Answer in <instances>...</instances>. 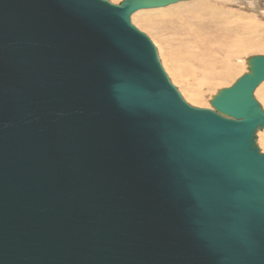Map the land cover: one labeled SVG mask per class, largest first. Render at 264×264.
<instances>
[{
    "label": "water",
    "instance_id": "water-1",
    "mask_svg": "<svg viewBox=\"0 0 264 264\" xmlns=\"http://www.w3.org/2000/svg\"><path fill=\"white\" fill-rule=\"evenodd\" d=\"M190 0H0V264H264V54L197 107L132 22Z\"/></svg>",
    "mask_w": 264,
    "mask_h": 264
},
{
    "label": "rangeland",
    "instance_id": "rangeland-1",
    "mask_svg": "<svg viewBox=\"0 0 264 264\" xmlns=\"http://www.w3.org/2000/svg\"><path fill=\"white\" fill-rule=\"evenodd\" d=\"M110 1L114 3H120L122 0ZM201 3H209L210 5H213L212 9H210L208 12H205V10H202L200 6ZM196 5L198 6L194 12L198 13V15L202 17V20L204 19L201 21V23L205 22L204 24H201L202 28L198 25V23L192 27L189 22H184L185 13H190L191 11L183 9V7L186 8ZM214 6L221 7L223 11L220 9L215 11ZM172 9H180L179 11L181 12L180 14H182V17L180 19H174L170 13ZM224 11L243 14L245 20L243 17H241V19L240 17L238 18L237 15L235 17V21L234 15L230 18V16L225 14ZM214 16L218 18V21H233L232 24H235L237 21H239V19H243V21H245L246 34L244 33L245 35L243 34V36L247 40L244 41L246 42V50L240 52L239 54L237 53L238 55H233L234 58H230L231 67H235L234 73L228 74L226 78H216L211 86H205V84L202 82L204 80L203 78H205L204 76L206 72L209 69L208 58L204 54L199 55L197 53H189L192 47L190 46L191 48L186 50L185 46L192 45V42H195V39H193L194 37L189 34L190 30L188 29H190V27L194 28L193 30L195 31L192 32L194 33L195 37H197L199 33L205 32L206 36L209 30L205 29V24H207L206 26L209 28V20ZM132 22L152 39L155 46L157 47L160 60L172 82L178 87L186 101L197 107H211L210 100L217 93V91L223 87L230 86L239 76L248 70V64L246 61L247 57L254 54H264V0L182 1L167 7L139 10L132 15ZM177 26H181L182 29L179 30ZM213 28H215V26ZM227 29H231V25H228ZM227 29L225 31V35L232 43L237 38L236 34L231 35L228 33ZM241 29L242 27L236 28V30ZM215 32V36H217L218 33V35H222L221 33H223L219 31L218 28ZM212 36L213 34L207 36L209 41L212 40ZM194 44L195 43H193V45ZM181 52L184 54L181 55ZM220 54L224 58L228 59L225 51L220 52ZM220 70L221 67H216L214 69V74L216 77H219L218 73ZM200 91L202 93V97H199ZM255 96L264 108V83H262L256 89ZM257 135V144L264 152V128L259 130Z\"/></svg>",
    "mask_w": 264,
    "mask_h": 264
},
{
    "label": "bare ground",
    "instance_id": "bare-ground-1",
    "mask_svg": "<svg viewBox=\"0 0 264 264\" xmlns=\"http://www.w3.org/2000/svg\"><path fill=\"white\" fill-rule=\"evenodd\" d=\"M197 6L198 5L192 6V7H186V8L183 7V9H186V10L192 12V13L191 12L190 13H185L184 12L185 13V21L184 22H189L192 25V27H194L197 23L201 27V24L205 23V22L201 23V21H203L204 19L202 20V17L200 15H198V13L194 12L196 10ZM200 6H201L202 10H205V12H208L210 9H212L213 5H210L209 3H201ZM174 9H172L171 12H170L172 14V17L174 19H180L182 17V14H180L181 12L179 11L180 9H176V10H174ZM214 9H215V11L217 9H220V10L223 11V9L221 7H215ZM157 13H160V12H157ZM224 13L227 14L228 16H230V18L233 15H234V18L238 15L237 16L238 18L240 17V19H241V17H243V19H244L243 14H238L237 12H236L237 14L234 13V12H231V11H224ZM240 19L235 24H232L233 21H229V20L226 21V22H222V21L219 20L220 21L219 22L218 18H216L214 16L212 19L209 20V28H208V26H206L207 24H205V29L209 30L207 32L206 36H205V33H206L205 32V33H199L197 35V37H195L194 33L192 32V31H195V30H193L194 28L189 26L190 27V29H188V30H190L189 34L194 37L193 39H195V42H192V45H186L185 46L186 50H188V48L192 47V49H191V51L189 53H191V54L197 53L199 55L204 54L208 58V67H209V69L206 72V74L204 76L205 78H203L204 80L202 82V83L205 84V86H211L214 83L216 78H226L228 74L234 73L235 67H231L230 58L232 59V58H234L233 55H236L237 53L239 54L240 52H243V51L246 50V42H244V41H247V40L243 36V34L246 32V30H245V28H246L245 27V21H243V19L242 20H240ZM234 20L236 21V18ZM228 25H231V29H227ZM214 26H215V28H213ZM177 27H178L179 30L182 29L181 26H177ZM239 27H242V29L241 30H236V28H239ZM217 28L219 29V31L223 32L224 34L221 33L222 35H218L219 34L218 33L217 36H215V33H216L215 31H216ZM225 28L227 29L228 33H230L231 35L236 34L237 38L232 43L228 40V37L225 35V31H226ZM248 31H250V30H248ZM210 34H213V36H212V40L213 41L212 40L209 41L208 38H207V36H209ZM190 38H192V37H190ZM193 43H195V44L193 45ZM244 44H245V47H244ZM223 51H225V53L227 54L228 59L224 58L223 56H221L220 52H223ZM183 54L184 53L181 52V55H183ZM216 67H221V70L218 73L219 77H216L215 74H214V69ZM223 67H225V68H223ZM204 84H203V86H204ZM202 90H203V88H202ZM199 97H202L201 91H200V96Z\"/></svg>",
    "mask_w": 264,
    "mask_h": 264
}]
</instances>
